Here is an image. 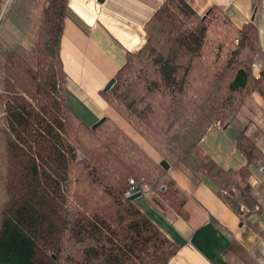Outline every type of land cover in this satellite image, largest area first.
Segmentation results:
<instances>
[{
    "label": "trees",
    "instance_id": "obj_1",
    "mask_svg": "<svg viewBox=\"0 0 264 264\" xmlns=\"http://www.w3.org/2000/svg\"><path fill=\"white\" fill-rule=\"evenodd\" d=\"M68 16L82 25L69 0H0V264H167L176 246L124 193L129 178L146 183L186 221L187 195L114 121L91 129L68 105L60 56ZM5 21L31 50L3 36ZM143 30L145 43L126 52L101 96L162 159L212 183L243 221L259 214L249 177L264 153L238 119L246 96L264 99L253 19L237 27L216 6L200 15L186 0H163ZM215 124L234 129L241 167L202 151Z\"/></svg>",
    "mask_w": 264,
    "mask_h": 264
},
{
    "label": "crops",
    "instance_id": "obj_2",
    "mask_svg": "<svg viewBox=\"0 0 264 264\" xmlns=\"http://www.w3.org/2000/svg\"><path fill=\"white\" fill-rule=\"evenodd\" d=\"M200 15L216 6L237 27L253 19L261 53L253 73L264 72V0H186ZM163 0H69V7L82 23L64 19L60 56L67 74V102L91 125L107 117L127 133L154 161L161 155L101 96L100 91L124 64L126 52L145 43L143 25ZM246 135L264 153V99L257 92L246 96L238 113ZM202 151L223 168L237 169L246 163L236 148L231 127L213 125L201 139ZM168 175L186 193L188 220L182 219L152 189L131 201L176 246L167 264H264V175L250 167L251 194L262 211L243 221L202 179L190 180L170 165ZM137 192L136 190L133 193ZM132 193V194H133Z\"/></svg>",
    "mask_w": 264,
    "mask_h": 264
},
{
    "label": "rangeland",
    "instance_id": "obj_3",
    "mask_svg": "<svg viewBox=\"0 0 264 264\" xmlns=\"http://www.w3.org/2000/svg\"><path fill=\"white\" fill-rule=\"evenodd\" d=\"M2 34L6 39H8L10 41V43L14 44L17 41H21L23 44H25V46L28 49H30V50L32 49V46H33L32 42H30L29 40H26V39H25L26 41L22 40V39H24L23 36H21V34H19V32L14 28V26L12 24L8 23L7 21H5L2 25ZM240 209H241V206H240ZM242 212H244V214H245L246 209L242 208Z\"/></svg>",
    "mask_w": 264,
    "mask_h": 264
},
{
    "label": "built area",
    "instance_id": "obj_4",
    "mask_svg": "<svg viewBox=\"0 0 264 264\" xmlns=\"http://www.w3.org/2000/svg\"><path fill=\"white\" fill-rule=\"evenodd\" d=\"M254 66V63H253ZM219 125V124H217ZM258 171L264 175V165H260L258 166ZM129 183L131 185V187L125 191L124 195L125 197H129L130 195H132L133 191L136 190L137 192L139 191L141 193V195H143L144 193L148 192L151 190V188L146 184V183H140V184H135L134 180L129 178ZM166 189V185L162 184L159 187L160 191H164ZM242 208H244L243 206H241V211Z\"/></svg>",
    "mask_w": 264,
    "mask_h": 264
},
{
    "label": "water",
    "instance_id": "obj_5",
    "mask_svg": "<svg viewBox=\"0 0 264 264\" xmlns=\"http://www.w3.org/2000/svg\"><path fill=\"white\" fill-rule=\"evenodd\" d=\"M99 3H103L105 0H97ZM115 83V78L114 77H112L107 83H106V85L103 87V91L104 92H106L108 89H110V87L113 85ZM102 120H103V118H100V119H98L96 122H94L92 125H91V129H94L96 126H98L101 122H102ZM159 164L161 165V167L162 168H164L165 170H168L169 169V167H170V164L166 161V160H164V159H162L160 162H159ZM141 195V193L138 191V192H135V193H133L132 195H130L129 197H128V199L129 200H132V199H134V198H136V197H138V196H140Z\"/></svg>",
    "mask_w": 264,
    "mask_h": 264
}]
</instances>
